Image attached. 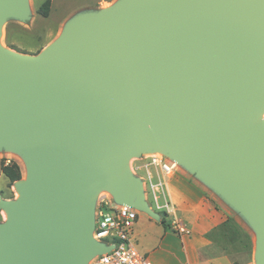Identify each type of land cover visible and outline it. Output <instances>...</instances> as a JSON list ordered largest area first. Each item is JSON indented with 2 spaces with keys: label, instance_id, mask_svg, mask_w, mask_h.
Masks as SVG:
<instances>
[{
  "label": "water",
  "instance_id": "95a60500",
  "mask_svg": "<svg viewBox=\"0 0 264 264\" xmlns=\"http://www.w3.org/2000/svg\"><path fill=\"white\" fill-rule=\"evenodd\" d=\"M28 0H0L30 18ZM264 0H118L77 12L36 54L0 44V151L19 198H0V264H89L97 197L148 213L134 156L161 152L256 234L264 264Z\"/></svg>",
  "mask_w": 264,
  "mask_h": 264
},
{
  "label": "rangeland",
  "instance_id": "374dc122",
  "mask_svg": "<svg viewBox=\"0 0 264 264\" xmlns=\"http://www.w3.org/2000/svg\"><path fill=\"white\" fill-rule=\"evenodd\" d=\"M44 1L46 0H28L31 12L29 19L9 18L4 22L0 35V44L3 47L18 52L36 54L61 35L67 21L77 12L91 8H106L118 0H51L48 16H43L38 12ZM148 155L150 153L142 157H132L129 165L132 172L143 180L146 200L155 211L161 214V219L166 221L167 210L163 191L160 188L151 187L152 182L158 181L156 171L153 167H149L154 175L150 178L147 168H137L138 165L146 161V156ZM6 157H12L13 163L16 162L20 166L22 171L21 179H26L27 177V165L26 161L15 152L9 150L0 151V198L10 200L17 198V190L14 182L12 183L1 170V163H5ZM178 168L185 169L182 166H178ZM103 193L111 195L109 190L102 189L98 194L97 202ZM226 207L229 210L228 217L231 220L229 238L215 242L222 253L219 252L218 254L214 250L206 249L205 256H203L204 258L201 259L199 264H255V232L237 211L228 204H226ZM5 214V210L0 207V223L5 220ZM236 224L240 227L236 228ZM174 256L172 264H185L183 256L178 255V253L174 254Z\"/></svg>",
  "mask_w": 264,
  "mask_h": 264
},
{
  "label": "crops",
  "instance_id": "0c3cea01",
  "mask_svg": "<svg viewBox=\"0 0 264 264\" xmlns=\"http://www.w3.org/2000/svg\"><path fill=\"white\" fill-rule=\"evenodd\" d=\"M164 182L163 196L165 202L173 204L174 212L166 213V225L162 219H155L145 212L139 213L133 236L141 251L154 264H172L176 253L183 256L185 264H199L206 249L222 253L215 242L229 238L231 220L226 207L228 203L186 169L177 167L164 178ZM176 221L186 233L174 229ZM239 227L236 224V228Z\"/></svg>",
  "mask_w": 264,
  "mask_h": 264
},
{
  "label": "built area",
  "instance_id": "2783aa9c",
  "mask_svg": "<svg viewBox=\"0 0 264 264\" xmlns=\"http://www.w3.org/2000/svg\"><path fill=\"white\" fill-rule=\"evenodd\" d=\"M146 161L138 165L148 170L150 178L154 176L149 167H153L157 173V182H152L151 187L163 190L164 178L171 175L178 167L175 161L161 152L151 153L146 156ZM12 157H6L5 163H13ZM167 212H174L171 202L165 203ZM140 211L126 204L116 203L110 194L103 193L96 206V222L93 235L107 245L114 247L102 254H97L89 264H154L149 256L141 251L134 236L133 228L138 220ZM175 230L186 233L182 225L176 221L173 223Z\"/></svg>",
  "mask_w": 264,
  "mask_h": 264
},
{
  "label": "trees",
  "instance_id": "16d2710c",
  "mask_svg": "<svg viewBox=\"0 0 264 264\" xmlns=\"http://www.w3.org/2000/svg\"><path fill=\"white\" fill-rule=\"evenodd\" d=\"M50 5H51V0L44 1V3L39 7L38 12L43 16H48ZM1 170L4 173V175L7 176L12 183L22 177V171L20 169V166L16 162L11 163V164H6L4 162L1 163ZM162 222L164 225H166L165 219H162ZM208 235L211 236V234H208Z\"/></svg>",
  "mask_w": 264,
  "mask_h": 264
},
{
  "label": "bare ground",
  "instance_id": "6f19581e",
  "mask_svg": "<svg viewBox=\"0 0 264 264\" xmlns=\"http://www.w3.org/2000/svg\"><path fill=\"white\" fill-rule=\"evenodd\" d=\"M25 167H26V166H25ZM16 196H17V198H19V197L21 196V193H20L19 191H17ZM7 217H8V215H7V213H6V214H5V220L7 219Z\"/></svg>",
  "mask_w": 264,
  "mask_h": 264
}]
</instances>
